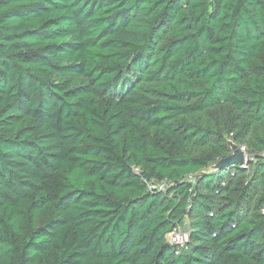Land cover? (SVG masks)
<instances>
[{"label":"trees","instance_id":"trees-1","mask_svg":"<svg viewBox=\"0 0 264 264\" xmlns=\"http://www.w3.org/2000/svg\"><path fill=\"white\" fill-rule=\"evenodd\" d=\"M0 264H264V0H0Z\"/></svg>","mask_w":264,"mask_h":264},{"label":"water","instance_id":"water-1","mask_svg":"<svg viewBox=\"0 0 264 264\" xmlns=\"http://www.w3.org/2000/svg\"><path fill=\"white\" fill-rule=\"evenodd\" d=\"M229 145L232 154L229 157L220 160L216 165L212 166L210 168L211 171H216L224 167L241 166L246 161H249V158H245L244 152L239 149L238 145L234 144L232 141L229 142Z\"/></svg>","mask_w":264,"mask_h":264},{"label":"rangeland","instance_id":"rangeland-1","mask_svg":"<svg viewBox=\"0 0 264 264\" xmlns=\"http://www.w3.org/2000/svg\"><path fill=\"white\" fill-rule=\"evenodd\" d=\"M240 150H242L245 154V158H249L250 157L247 155L246 153V149L244 147L238 146ZM247 165V161L243 164L244 167H246ZM184 227V226H183ZM181 227L180 230L179 228H176V230L174 229L173 231H171L170 233H168L166 239L167 242L169 244L175 242L174 244H184V243H188V227L186 226L185 228Z\"/></svg>","mask_w":264,"mask_h":264},{"label":"built area","instance_id":"built-area-1","mask_svg":"<svg viewBox=\"0 0 264 264\" xmlns=\"http://www.w3.org/2000/svg\"><path fill=\"white\" fill-rule=\"evenodd\" d=\"M176 230V229H175ZM175 242L171 243L173 246L175 247H179V248H185L187 243H184V244H174Z\"/></svg>","mask_w":264,"mask_h":264}]
</instances>
